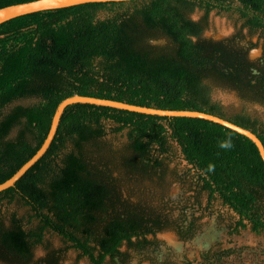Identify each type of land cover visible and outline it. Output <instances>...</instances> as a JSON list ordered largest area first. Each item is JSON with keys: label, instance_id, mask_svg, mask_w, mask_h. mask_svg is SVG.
Here are the masks:
<instances>
[{"label": "trees", "instance_id": "trees-1", "mask_svg": "<svg viewBox=\"0 0 264 264\" xmlns=\"http://www.w3.org/2000/svg\"><path fill=\"white\" fill-rule=\"evenodd\" d=\"M29 1L0 0V8ZM234 1L89 3L0 24V183L34 155L57 104L74 94L205 112L250 130L264 147L257 118L244 112L227 116L212 99L215 88L224 89L264 107V66L248 57L257 44L198 36L211 11L237 14L242 28L264 34V0ZM195 11L204 12L199 21L190 19ZM25 99L36 102L13 106ZM118 136L124 141L117 145ZM175 145L195 172L197 194L231 210L235 231L248 226L264 236V162L250 139L198 118L73 104L43 157L0 193V203L21 202L36 220L25 227L15 215L7 222L0 216V262L59 264L74 250L88 264H126L129 250L156 246L149 235L174 231L180 239L191 238L193 222L184 228L143 198L150 187L166 190V178L175 172L163 158ZM124 187L130 196L123 195ZM134 191L139 195L132 199ZM46 233L56 235L63 248L47 247ZM37 246L45 250L40 261L34 260ZM232 254L209 250L197 264H224Z\"/></svg>", "mask_w": 264, "mask_h": 264}, {"label": "rangeland", "instance_id": "rangeland-1", "mask_svg": "<svg viewBox=\"0 0 264 264\" xmlns=\"http://www.w3.org/2000/svg\"><path fill=\"white\" fill-rule=\"evenodd\" d=\"M200 12L195 11L193 18L197 19ZM210 27L206 32L207 38L221 39L228 37L233 30V21L228 14L219 16L212 12L209 16ZM252 58L259 55V50L250 53ZM212 99L223 107L227 116L238 113H246L251 117L257 118L264 128V107L256 103L246 102L228 90L214 89ZM36 101L25 99L16 101L15 105H31ZM108 127H111L108 125ZM123 138L114 139L115 144H121ZM168 164V168L175 172L173 176L169 174L166 178L168 184L164 192H160L153 187L146 197L147 201L166 213L172 218L185 215L189 220L194 219L199 227V232L189 241L181 242L172 233L165 232L158 236L165 244L158 252L149 256H154L159 262L166 261L167 264H183V260L194 261L198 259L199 253L209 249L231 250L233 254L225 260L224 264H264V236L255 235L250 232L249 227L235 231L237 216L228 208L222 206L218 200L207 202L205 195L197 194L195 172L185 161L178 147L175 145L173 153L168 158H163ZM176 174V175H175ZM123 195H131L126 187L122 190ZM132 199L139 194L132 193ZM199 200V203L197 202ZM11 215L21 218L25 227L36 225V220L32 217V212L21 202L11 203L3 201L0 203V216L7 222ZM27 225V226H26ZM44 244L51 249L63 248L61 240L54 234L46 233ZM34 260L40 261L44 255V246H37L33 251ZM138 256L133 254L130 264H137ZM85 264L83 260H78L76 253L68 251L60 264ZM141 264H149L143 262Z\"/></svg>", "mask_w": 264, "mask_h": 264}, {"label": "water", "instance_id": "water-1", "mask_svg": "<svg viewBox=\"0 0 264 264\" xmlns=\"http://www.w3.org/2000/svg\"><path fill=\"white\" fill-rule=\"evenodd\" d=\"M132 0H33L24 3L13 4L0 8V24L12 20L14 18L24 16L27 14H32L36 12H42L47 10H55L60 8H66L81 4L89 3H110V2H129ZM73 104H90L96 106L110 107L119 110H125L145 115L160 116V117H187V118H198L212 123L221 125L229 130H232L248 139H250L257 148L260 158L264 162V147L260 139L256 134L248 129L242 128L226 119L219 116L208 114L200 111H190V110H163L153 107H143L133 104H128L125 102H119L109 99H101L90 96H81L74 94L68 96L61 100L53 113L49 130L45 136L40 147L9 179L0 183V193L14 187L15 183L19 181L25 173L32 168L46 153L47 149L51 145L60 118L64 110Z\"/></svg>", "mask_w": 264, "mask_h": 264}, {"label": "flooded vegetation", "instance_id": "flooded-vegetation-1", "mask_svg": "<svg viewBox=\"0 0 264 264\" xmlns=\"http://www.w3.org/2000/svg\"><path fill=\"white\" fill-rule=\"evenodd\" d=\"M233 5H239L238 1H234V3H232ZM200 12V15L197 19H194L193 18V14L190 15V19L192 21H199L200 18H202V16L204 15V12H201V11H198ZM212 12H215V14L219 15V16H222V14H225V13H218L216 11H211L209 14H208V26L205 30H203L198 36H201L203 39H207V40H213V41H221V40H226V39H235L237 41H239L241 44L243 45H246L248 46L249 43L251 44H257V47L256 48H253L249 51L248 53V57L250 59L251 62L255 63L256 65L260 66V65H263L264 66V56H263V53H264V46H263V39L260 37V36H264L263 33H261L260 31L256 32V33H252L250 32L251 30H249V28L247 27H243L242 28V25H243V20H241L237 14H228L229 17H231L232 19H234L233 21V30L231 32V34L228 35V37H225V38H221V39H212V38H207L206 36V32L207 30L209 29L210 27V20H209V16ZM254 50H259V55L255 58H252L250 53ZM176 219L178 222H182L184 228L188 227L189 226V223L190 222H194V219H191L189 220V218L187 219V217L184 215L182 217V215L178 218H174ZM182 219H184L182 221ZM195 231H194V234L191 238L189 239H180L179 236L174 232V231H162V232H158L156 233L154 236H151L149 235L147 238L148 239H154L155 242H157L156 246H151V247H148L146 248L145 250L143 251H131L129 250L128 251V254H129V260L127 261L126 264H130L131 263V259L133 258V254L137 255L139 258L137 260V264H141L143 262H148L149 264H167L166 261H162V262H158L156 260V258L154 256H149L151 253V255L155 254L156 252H158L160 250V248H162L163 246H165L164 242L162 240H159L158 239V236L165 233V232H169V233H172L173 235H175V237L178 239V241H181V242H186V241H189L191 240L198 232H199V227L197 226V224H195ZM62 243V242H61ZM122 250H125V248L123 247ZM209 250H215L214 249H209ZM209 250H206V251H202L199 253V256H198V259L194 260V261H190V260H187V259H184L183 260V264H197L200 259H201V255ZM74 253H76V257L77 259L79 260L78 258V253L74 250H72ZM45 256V255H44ZM85 264H88L87 261L85 259H82ZM0 264H4L2 262H0ZM60 264V263H59ZM77 264V263H76Z\"/></svg>", "mask_w": 264, "mask_h": 264}]
</instances>
